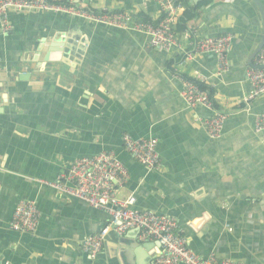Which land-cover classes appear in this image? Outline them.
I'll return each instance as SVG.
<instances>
[{
  "label": "crops",
  "instance_id": "crops-1",
  "mask_svg": "<svg viewBox=\"0 0 264 264\" xmlns=\"http://www.w3.org/2000/svg\"><path fill=\"white\" fill-rule=\"evenodd\" d=\"M205 1L188 0L200 12L188 30L176 31L184 9L176 17L173 52L151 46L145 33L79 16L10 13L11 29L0 35V264H155L160 245L137 229H109L91 258L83 242L109 224V212L45 183L75 159L103 151L115 153L128 171L119 198L134 195L138 210L174 217L200 257L264 264V135L255 130L264 95L247 108L238 103L251 90L247 71L256 65L263 20L253 0L200 5ZM72 3L135 19L144 14L156 23L162 16L155 0ZM226 34L229 67L219 73L214 54L193 53L194 41ZM47 54L62 61H41ZM176 74L211 90L215 107L227 114L220 137H209L203 125L209 109L187 107ZM126 133L157 139L159 170L126 151ZM22 200L40 212L34 232L10 228Z\"/></svg>",
  "mask_w": 264,
  "mask_h": 264
},
{
  "label": "built area",
  "instance_id": "built-area-1",
  "mask_svg": "<svg viewBox=\"0 0 264 264\" xmlns=\"http://www.w3.org/2000/svg\"><path fill=\"white\" fill-rule=\"evenodd\" d=\"M161 9L158 23L135 19L127 11L103 10L95 13L79 8L72 0H0V35L10 31L9 16L12 11H55L72 16H79L88 21L106 26L119 27L145 33L150 38V45L166 52L179 47L178 34L174 30L176 17L184 9L183 0H155ZM232 36L230 34L215 37H201L194 41V52L212 53L217 58V70L224 72L229 67V51ZM193 55H190L191 58ZM188 57V56H187ZM256 65L264 66V47L256 56ZM183 88L181 97L188 108L206 107L211 116L203 125L211 138L220 137L227 114L215 107L209 88H202L192 79L176 74ZM247 77L251 84L250 92L238 103L249 107L253 101L264 95V67L250 68ZM256 132L264 135V112L255 117ZM124 146L134 159L145 167L159 170L162 166L158 150V141L154 137L133 138L126 133ZM128 178V171L121 159L113 152L103 151L94 156L75 159L56 180L45 183L62 194L78 198L97 209L107 210L110 214L109 224L99 234L87 237L82 249L91 258L103 249L109 229L119 234L132 229L139 230L142 239L158 242L161 251L155 258V264H244L233 259H218L211 255L200 257L187 245L186 239L178 233V223L172 216L135 208L136 197L129 195L119 198V188ZM2 185L0 183V193ZM40 212L34 202L20 201L13 213L10 228L15 231L34 232L39 225Z\"/></svg>",
  "mask_w": 264,
  "mask_h": 264
},
{
  "label": "trees",
  "instance_id": "trees-1",
  "mask_svg": "<svg viewBox=\"0 0 264 264\" xmlns=\"http://www.w3.org/2000/svg\"><path fill=\"white\" fill-rule=\"evenodd\" d=\"M211 0L205 1L201 4H205L210 2ZM183 7H184V12L182 13L178 25L176 26V31L177 32H184L186 30H188V23L192 20V19H196L199 17L200 12H199V6H197L195 9L190 7V4L188 3V0H183ZM87 10V9H86ZM92 10L95 13H98V10L95 9H88V11ZM140 18L146 22H153L150 18H148L146 15L141 14ZM156 23V22H154ZM200 87L202 88H208L206 85H204L201 82H197Z\"/></svg>",
  "mask_w": 264,
  "mask_h": 264
},
{
  "label": "water",
  "instance_id": "water-1",
  "mask_svg": "<svg viewBox=\"0 0 264 264\" xmlns=\"http://www.w3.org/2000/svg\"><path fill=\"white\" fill-rule=\"evenodd\" d=\"M199 1V0H197ZM253 2L256 4V6L258 7L260 13H261V16H262V20H263V31H262V36H261V39H260V42H259V45L258 47L256 48L254 54L252 55L253 58L256 56V54H258L260 52V50L264 47V4L262 3L261 0H253ZM60 38V35H58V37L56 39H59ZM56 47V46H55ZM50 51L52 53H54L56 50L55 49H50ZM81 53H83V48L81 47L80 49ZM62 55H59V54H52V55H49L48 54L41 58L40 60L41 61H45V62H56L57 61V65L59 64V62H61L62 60ZM36 60H39V58H37ZM59 61V62H58ZM264 66L262 65H253V68H263Z\"/></svg>",
  "mask_w": 264,
  "mask_h": 264
}]
</instances>
